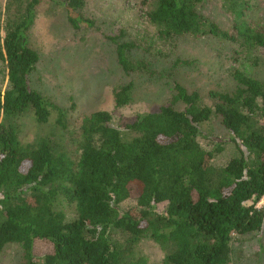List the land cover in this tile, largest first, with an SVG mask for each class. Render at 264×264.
Listing matches in <instances>:
<instances>
[{
  "label": "trees",
  "instance_id": "1",
  "mask_svg": "<svg viewBox=\"0 0 264 264\" xmlns=\"http://www.w3.org/2000/svg\"><path fill=\"white\" fill-rule=\"evenodd\" d=\"M39 2L0 0V251L20 245L21 264H229L234 236L264 224V80L252 71L264 48V5L220 0L231 17L224 30L202 12L206 0H141L155 28L150 42L217 37L234 46L236 65L230 88L210 91L209 102L175 83L169 103L120 128L106 110L71 127L73 101L64 108L30 87L39 56L28 36ZM57 3L74 29L92 26L81 14L86 0ZM109 39L125 76L152 73L130 56L132 42ZM132 89L131 81L113 88L115 108ZM52 115L53 131L27 141L28 120L47 125ZM211 118L237 148L222 164L214 162L221 144L199 140ZM143 242L161 250L158 261L139 250Z\"/></svg>",
  "mask_w": 264,
  "mask_h": 264
},
{
  "label": "rangeland",
  "instance_id": "2",
  "mask_svg": "<svg viewBox=\"0 0 264 264\" xmlns=\"http://www.w3.org/2000/svg\"><path fill=\"white\" fill-rule=\"evenodd\" d=\"M257 1L264 5V0ZM144 10L141 0H86L81 14L93 24L81 23L80 28L74 29L57 0H40L28 36L29 45L39 56L29 84L61 107L68 108L72 101L75 103V110L69 116L71 127L80 115L106 110L112 113V123L124 128L138 115L169 103L175 83L189 91H197L207 102L210 91L230 88L229 74L236 65L231 54L234 46L212 36L179 37L168 45L150 42L155 28L147 22ZM201 10L221 29H230L231 17L222 10L220 0H206ZM263 12L260 7L259 15ZM113 36H120V41L132 42L134 48L130 56L144 58L151 64L152 73L142 71L125 76L116 62L115 44L109 39ZM257 57L259 64L252 71L264 80V48L258 50ZM177 58L185 63L176 65ZM2 75L0 85L4 89L7 79ZM128 81L133 83L132 99L115 108L112 90ZM28 121L27 141L53 131L54 115L47 125ZM55 135L59 138V131ZM231 137L215 118L201 125V144L206 148L214 143L222 146L214 157L216 164L226 162L237 153ZM263 205L264 198L258 203L259 207ZM163 209L164 206L158 208ZM231 248L229 264H264V224L259 232L234 236ZM139 250L152 261H158L162 256L161 250L152 242H143ZM21 262L20 245L8 244L0 251V264Z\"/></svg>",
  "mask_w": 264,
  "mask_h": 264
}]
</instances>
